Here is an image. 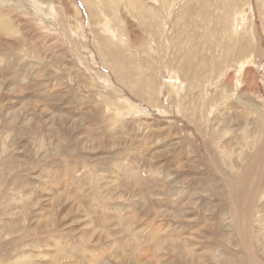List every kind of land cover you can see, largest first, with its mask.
<instances>
[{
	"label": "rangeland",
	"instance_id": "374dc122",
	"mask_svg": "<svg viewBox=\"0 0 264 264\" xmlns=\"http://www.w3.org/2000/svg\"><path fill=\"white\" fill-rule=\"evenodd\" d=\"M0 264H264V0H0Z\"/></svg>",
	"mask_w": 264,
	"mask_h": 264
},
{
	"label": "bare ground",
	"instance_id": "6f19581e",
	"mask_svg": "<svg viewBox=\"0 0 264 264\" xmlns=\"http://www.w3.org/2000/svg\"><path fill=\"white\" fill-rule=\"evenodd\" d=\"M88 23H90L89 21H88ZM102 26L104 27V30H106V31H108V32H111L112 34H115V32L111 29V27L110 26H108V24L107 23H103L102 24ZM106 26V27H105ZM91 59H94V55L93 54H91ZM247 61H245V62H243V63H241L238 67H239V71L241 72L245 67H246V65H247ZM108 81H110V80H107V82ZM170 82L173 84V85H175L176 86V88H177V92H179L180 91V88H181V83H182V81L179 79V78H177L176 80H171L170 79ZM109 83V82H108ZM158 105V104H157ZM158 107H160V106H158ZM133 108V107H132ZM135 108H137V110H140V108L135 104ZM173 108V107H172ZM160 110H162L161 108H159ZM181 110V109H180ZM142 111V110H141Z\"/></svg>",
	"mask_w": 264,
	"mask_h": 264
}]
</instances>
